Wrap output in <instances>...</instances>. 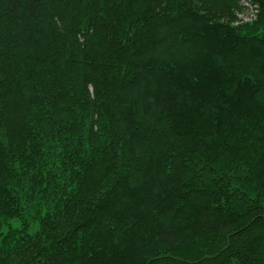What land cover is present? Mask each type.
<instances>
[{
  "label": "trees",
  "instance_id": "16d2710c",
  "mask_svg": "<svg viewBox=\"0 0 264 264\" xmlns=\"http://www.w3.org/2000/svg\"><path fill=\"white\" fill-rule=\"evenodd\" d=\"M240 1L0 0V264H264Z\"/></svg>",
  "mask_w": 264,
  "mask_h": 264
},
{
  "label": "rangeland",
  "instance_id": "374dc122",
  "mask_svg": "<svg viewBox=\"0 0 264 264\" xmlns=\"http://www.w3.org/2000/svg\"><path fill=\"white\" fill-rule=\"evenodd\" d=\"M239 7L232 16L233 20H236L235 25L253 22L257 18L258 7L252 1L241 0Z\"/></svg>",
  "mask_w": 264,
  "mask_h": 264
}]
</instances>
